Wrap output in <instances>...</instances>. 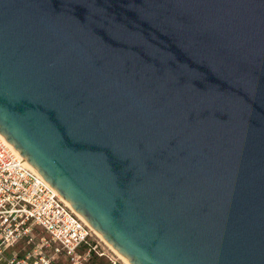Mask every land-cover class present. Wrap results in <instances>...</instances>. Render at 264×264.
I'll return each instance as SVG.
<instances>
[{
	"label": "water",
	"instance_id": "obj_1",
	"mask_svg": "<svg viewBox=\"0 0 264 264\" xmlns=\"http://www.w3.org/2000/svg\"><path fill=\"white\" fill-rule=\"evenodd\" d=\"M0 133L131 264H264V0H0Z\"/></svg>",
	"mask_w": 264,
	"mask_h": 264
},
{
	"label": "built area",
	"instance_id": "obj_2",
	"mask_svg": "<svg viewBox=\"0 0 264 264\" xmlns=\"http://www.w3.org/2000/svg\"><path fill=\"white\" fill-rule=\"evenodd\" d=\"M24 158L0 133V264H87L96 232Z\"/></svg>",
	"mask_w": 264,
	"mask_h": 264
},
{
	"label": "rangeland",
	"instance_id": "obj_3",
	"mask_svg": "<svg viewBox=\"0 0 264 264\" xmlns=\"http://www.w3.org/2000/svg\"><path fill=\"white\" fill-rule=\"evenodd\" d=\"M34 233L37 237L36 243L40 241L41 237L45 236V233L42 232V229H39L38 227L34 228ZM91 245L94 246L96 250L92 252L91 257H89L87 261V264H113V261H111V259L118 261L119 264H126L118 257V255L113 252V250L109 246L106 245V243L102 239L99 238L98 235L95 234V241H92ZM26 247L27 246H23V244H20L18 248H20L19 251H22V253H24V249H26ZM102 252L106 253V256H99ZM62 259V261H65V258Z\"/></svg>",
	"mask_w": 264,
	"mask_h": 264
},
{
	"label": "bare ground",
	"instance_id": "obj_4",
	"mask_svg": "<svg viewBox=\"0 0 264 264\" xmlns=\"http://www.w3.org/2000/svg\"><path fill=\"white\" fill-rule=\"evenodd\" d=\"M12 145V144H11ZM13 146V145H12ZM14 147V146H13ZM15 148V147H14ZM16 150V149H15ZM17 151V150H16ZM17 153H19L18 151H17ZM20 155V154H19ZM21 156V155H20ZM22 157V156H21ZM24 158V157H23ZM25 159V158H24ZM25 161H26V163L29 165V166H31L32 168H34L31 164H30V162L27 160V159H25ZM65 200V199H64ZM66 201V200H65ZM67 203L69 204V205H71L72 206V204L71 203H69L68 201H67ZM72 208L75 210V208L72 206ZM76 211V210H75ZM77 212V211H76ZM78 213V212H77ZM78 215L79 216H81L79 213H78ZM85 221H87L83 216H81ZM88 222V221H87ZM92 227V226H91ZM92 229L96 232V234L99 236V238L100 239H102L105 243H106V245L107 246H109L112 250H113V252L116 254V255H118V257L121 259V260H123L126 264H131L130 262H129V260H127L118 250H116L113 246H111L106 240H105V238L102 236V234H100L98 231H96L93 227H92Z\"/></svg>",
	"mask_w": 264,
	"mask_h": 264
},
{
	"label": "trees",
	"instance_id": "obj_5",
	"mask_svg": "<svg viewBox=\"0 0 264 264\" xmlns=\"http://www.w3.org/2000/svg\"><path fill=\"white\" fill-rule=\"evenodd\" d=\"M96 257V256H95ZM97 258V257H96Z\"/></svg>",
	"mask_w": 264,
	"mask_h": 264
}]
</instances>
